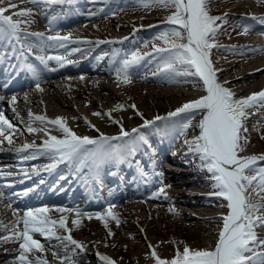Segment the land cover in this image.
I'll list each match as a JSON object with an SVG mask.
<instances>
[{"label":"bare ground","instance_id":"bare-ground-1","mask_svg":"<svg viewBox=\"0 0 264 264\" xmlns=\"http://www.w3.org/2000/svg\"><path fill=\"white\" fill-rule=\"evenodd\" d=\"M11 2L17 4L19 7L14 9L13 11L6 12L8 14L5 13V15H13L14 12H19L20 10H31V12L34 13V15L30 17L28 16L23 17V19L31 20L32 22L30 24H24V25L22 24L21 25L22 27L23 26L39 27V22L36 19V15L40 16V13L42 14L41 15L42 17L44 15L47 16L48 14H50L49 18L51 16V19L57 21L62 19L64 15L65 17L68 16L69 17L68 19H70L74 16V14H76L77 19L75 21L77 20L79 21L77 22V24H74L72 26L68 24L67 27H69L70 29L69 31H66V33L70 34L71 31L78 32L82 35H85L86 37H89L86 41H92L93 43H78L77 47L79 49L83 47V49L80 51V54L78 55V58L77 56H74V58L73 56H69L64 60L65 63L63 64V66L70 64L69 61H74L77 58L76 59L77 61L78 60L81 61L79 62L80 66L77 65L75 70H79L81 69V66H84V68L87 70V72H89L88 74L90 75L92 73L104 72V74L100 75L102 76V79H97V78L89 79V78L79 77L78 78L79 83H76V81L75 82L64 81L62 83L56 82L55 84H51L49 80V76L51 75L56 76V78L54 79H58L57 78L58 76L61 77V79L62 77H64L61 74L57 75L55 73V70L54 71L51 70L48 71L49 73H47L46 76L44 73L41 75L38 74L40 86L42 85L47 86V87H41L43 91H39L35 87L36 81H34L33 78H29V76H27L29 74V71L27 73V71L24 69L23 65L20 62H17L12 66L11 65L1 66L0 81L1 83L5 84L6 87L9 86L12 80H16L24 76H27V81L23 82L22 84H19V85H23L26 88L24 91L25 93L26 92L27 93L21 96H16L17 99L14 102L18 104L20 107L19 110L20 115L23 114L28 116L29 113L28 109L32 108L33 115H41L38 114L36 110L50 114L52 117L45 116L49 120L55 119L56 117H63L65 119V122H70L72 124L70 127L78 135L83 136L90 134V137L97 138L98 136L96 135L98 132L95 129H99L100 132L106 130L103 127L99 126L102 125L99 124L100 122L103 124L109 122L108 125L112 127L110 130H113L114 129L113 127L120 128V124H116L112 122L113 120H117L120 121L121 124H123L124 128H128L127 130L131 131L132 128H135V126H137L139 119H142L141 116L137 115V112L142 113L143 118L149 117L147 119L151 120L157 115L162 117L167 116L168 114L167 110L175 111L174 109L175 107L177 106L180 107L182 106L183 102L184 103L186 102V100H183V102H181L180 99H177L178 98L177 93L179 92V90H176L173 87L165 88V85H168L167 81H158L153 75L147 73L146 70L150 68L158 67V64H156V62L158 61L159 58L156 57V54L153 51L141 52L142 54L152 53L153 57H151V59H149L150 57H145V59L141 61L140 66L134 69L135 74L132 76V79H134V81H131L130 86H132V88H136L137 92H139L138 94L142 96L141 99L138 98V96L136 95L133 97L131 96L129 97V95L131 94L128 91L129 87L125 85L121 80L117 79L116 72L112 65L105 66L103 68L101 67L103 63L105 64V61L108 58L115 64L116 63V60H114L115 57L122 60L126 58L125 53L130 54L133 51H136L137 49L140 48L144 49L146 47L147 41L149 39H152L153 32L150 31L151 27L148 28L146 35L145 33H139L138 28L133 27V24H131L132 22H136L138 21V19L141 21H147V19L149 21H154L155 22L154 24L157 25L156 28L158 27L156 31L157 35L162 31L166 30L167 28H169L168 27L169 24L165 23L164 21H161L162 20L161 16L167 14L170 11L169 8L166 9L164 6H158L154 8L151 7L149 9L147 8L141 9L137 7L140 6L139 2H141V0H70L69 4L64 3L67 4L66 7H62L61 4L45 6V4L43 5L37 4L34 2H29V0H11ZM245 4H246V8H244V10H246L247 12H251V15H254L252 14L254 10V6H257L258 9L261 8V11L264 12V2L262 1L247 2ZM127 8H132V9L135 8L137 13L138 14L140 13L142 15L139 18L135 15L130 20H125L120 22V20H118V18L119 19L121 18L119 11L125 10ZM66 10L67 12L65 13L64 11ZM223 16H225V14ZM227 16L231 17V19L233 20L236 18V16L232 17L233 16L232 13H226V17ZM261 16L264 15H260L259 17ZM19 18L22 17L14 16V19H19ZM122 18L124 19L123 16ZM47 21L49 22L48 19ZM240 21L242 23L239 25H230L232 24L231 21L225 18V21L221 24L220 27L223 28L221 29L222 32L220 31L218 33L219 34L218 38L220 40L221 39L232 40L236 36H239L240 42L234 45L231 44V46L229 47H217L211 50V57L213 59V62L217 63V67H219L220 65L219 63L221 62L223 63V66L220 67H223L224 69L221 70L220 72L227 70L226 73H221L220 75H218L220 78V83L225 84V82H227L225 86L231 89L235 93V96L237 98L246 97L253 92H257L260 91L261 89H264L263 88L264 66H262L264 65L263 64L264 63L263 61L264 60V24H261L258 20H253L252 17L242 18V20ZM69 22H72V20H70ZM76 25H80V26L78 27ZM106 25L108 26L110 25L116 31L123 30L126 32V34L123 36V38L116 39L114 41L103 40V39L97 41L98 37L104 38L108 36V34L112 35V33H110V31L107 29ZM245 26H249L251 30L245 32L244 30ZM37 30L38 29H36V33L38 32ZM40 30L44 31L43 28H41ZM35 39L38 40L37 37H35ZM3 42L4 41H0V43ZM96 42H100V43H96ZM4 45L5 47L8 48L9 53H14V52L19 53L15 43L13 44L6 43ZM52 46L59 47V45H52ZM99 48H107V49L112 48L113 53L112 51H105V53H103L104 56H100L99 53L101 52L98 51ZM94 53L98 54V56L97 58L91 60L90 57ZM113 55L115 56L114 58ZM6 56H7L6 54L2 55L4 59H9ZM230 60L233 61L231 62ZM242 60L243 62L240 63V61ZM261 60L263 62H261ZM37 62L40 61L38 60ZM51 62L52 65L51 64L48 65V68H56L57 70L60 67H62L55 60ZM240 64H242V66H246L245 67L246 69L239 71L235 69L233 70L235 66H239ZM56 66L59 67L57 68ZM66 68L70 70V67L68 65ZM73 69L74 68H72L71 70ZM253 69H257V70L251 71ZM185 78L186 77L184 78L178 77L175 81L186 83L188 85L191 84V82L193 81V76H189L188 81L184 80ZM103 83H106V85H104ZM108 83L113 84L114 87L119 89L122 93L125 92L124 96L121 97L120 95L116 94V92L105 90L108 87L107 86ZM236 83L237 86H233ZM11 87L14 86H10L9 88ZM82 88H85L86 90L85 93H83ZM159 88H163V90L162 89L160 90ZM93 89L99 92L98 95H94L95 92H93ZM105 92H110L109 98L115 102V105L113 104L112 106L110 105V102L106 97L108 95L104 94ZM125 97L127 98V100H124ZM143 97L144 99H146L147 102L151 103V108L145 106L142 107V109H140L139 111L133 109L131 107L133 104L136 106L137 105L141 106L143 104ZM129 98H131L132 100L130 101V103L128 100ZM32 104L34 105V107H32ZM101 105H105L106 107H104L103 109H108V112H105L102 109ZM119 105H123L124 107L119 108L118 107ZM124 109H131V112L125 114L122 112ZM249 111H250V116L245 122V126L247 127V129H249V127L247 126L248 123L252 122V120H257L263 117L262 112L264 111V108H260L258 111L256 109H251ZM96 112H100L102 114H107L110 112L111 118H109L107 115H101L96 118L95 116L97 115H93V113ZM13 113L14 111L11 108L9 109L8 114L5 115L9 120L13 121L20 130L13 134V141H14L13 145L8 146L7 142L5 141L6 146H4L3 149L8 150L9 152H13L14 155H17L15 149H11L13 146L18 147L21 146L23 143L41 144L46 137L44 132H36L38 134H41L40 136L44 138L42 141H40L41 139L38 140L37 136H35L34 133H28L25 129H26V125L29 124V122H31L29 118L27 117V119L23 121L19 116L18 117L13 116ZM84 113L87 114L90 121L83 117L82 114ZM112 114H116V115H112ZM112 116H114L116 119ZM185 119H188L186 117V114H179L169 122H167V120H161V121H157L154 126L140 127L139 125V127H136V128H140V132L147 139L148 145H152V143H154L153 139L157 138L158 136L164 134H166V137L169 136L167 140L161 141V145L157 150L158 154H155L153 156L154 159H156L157 166L152 168L153 164L148 160L150 168L149 171H146L145 168H143L142 166L136 163L138 160L137 157H134L133 159L130 158V161L128 163L126 162L113 163L115 167L113 180L117 183V189H116L117 192L116 190H113L112 192L119 193V195L113 196L111 194L110 195L111 198L117 197L118 198L117 200L119 199L122 200L123 199L122 196L124 194H127L128 197H135V201L130 205H126L124 207V210L121 212L122 215L125 214L126 218L125 217L119 218L121 221L119 225H117L115 221L109 220L108 228H105L104 225H101L104 223V221L96 219L95 214H90L92 216V219H85L84 221L81 218L76 217L77 219L80 220L81 223L80 226L83 227L79 231L77 229L78 225L72 224L70 228L71 235L75 237V240L81 242L84 246L87 247L89 246V248L87 249L91 251L89 253L84 251L82 252L78 251V258L75 259V264H103V262L99 260L97 253L105 254L113 259H116L114 252H112L113 249L115 252L116 251L122 252V251H126L129 248H131V250L128 252H132V255L130 253L129 259L126 261L124 260L125 262L118 260L117 264H131L132 262L134 264L136 263L152 264L154 262L150 258H148L151 252V249L149 248V244H151L157 250L158 254L164 257L163 253L166 252L167 246L177 244L179 248H183L184 246L183 240L186 239L188 241L191 240V238H193V241L187 244L190 247L203 248L208 246H214L219 231L218 223L221 222L220 216L217 215V213L211 212L209 214L210 215L209 217L194 218L191 217L190 215H187V213H185L182 210V208H189L190 210L187 212H189L192 215L197 214L199 216H203L204 214L205 215L208 214V212H210L212 210V207L214 206L217 207V209L225 208L223 207V205L226 204V201L216 196L206 197V196L187 193V190L186 192L184 190H180V192L178 191V189H181L180 187L183 188L189 187L186 186V184H188L187 182L191 183L190 182L191 180H193L192 183L199 185V187H203L205 190L209 188L213 189L212 187L213 182H211L208 179H205L203 175L206 174V171L201 170L199 158L198 157L194 158L193 155L189 153L187 144L181 145L184 148V150L187 151L183 153L186 158L182 159L183 160L182 164L191 165L192 168L188 170H191L192 172L189 173L187 170V173H181L180 171H184V169H181L179 172L174 173L176 169L170 170L172 172H167L169 177L166 179V182H164V178H158L155 181L158 183L160 182V185H166V187L164 188L165 192L167 194L171 193L169 194V197L166 198V200L168 201L162 203L161 199L159 198L150 199V193L152 191L150 183L156 178L155 176H161L158 174L161 171H164L163 169H161L162 167L161 164L162 161L164 160V157L167 155V151L170 147V144L172 143L173 137L178 136L179 134L187 135L188 133L194 130V128L188 127L187 129L183 130V132L181 131ZM89 122L91 125H95V128L91 127ZM197 123L198 122H195V124ZM39 125H43V124H40L37 121L33 123L32 126L38 128ZM43 126L45 127V125ZM83 126H87L90 132L85 134L82 128ZM47 128L48 129L51 128L52 130L56 128V126L50 125ZM171 128L174 129L170 131L169 129ZM259 129L260 130H259L258 138L260 139L261 136H264V126L259 127ZM56 134H58V136L62 135V133L59 131ZM29 138H32L33 142H31V139ZM256 148L257 147H255L254 149ZM187 155L189 156L188 159H187ZM175 157L170 156V159H175ZM134 162L136 163L137 167H139L140 169L139 174L137 176L134 166L129 165V164H134ZM1 163L5 164L10 162H1ZM101 167L103 168L104 165H102ZM72 169L73 168H71L69 173H71ZM87 170L88 169L84 168L81 171L80 176H76L74 181L69 183L67 187H62L61 191L59 192V195L68 197V195H70L69 191L71 190V188L91 185V190L94 189V191L87 194L88 197L87 199L82 198L85 199L84 204H87V201H90L94 198H101L97 189L100 185H102L103 183L102 179H106V177H108L107 172L104 173L103 171V173H101L98 170H94L93 173H89V172L86 173ZM141 170H143V172L146 173V175H144L145 178H143L144 176H141L140 174ZM180 178L183 180H180ZM185 178H187V181L185 180ZM77 182H78L77 186H73V184ZM127 182L128 185H130L128 187V190L126 187ZM50 190L51 189L49 188V186L45 185L42 192V196L47 197L48 196L47 192ZM72 191L75 192L76 190L72 189ZM193 196L195 197V199L193 198ZM212 201H215L218 204L215 205ZM58 202L62 203L61 204L62 208L74 209V203L70 200L64 199V200H58ZM9 204L10 201L7 199H3L2 202H0V223L9 225L8 231L0 230V263H2L1 259L3 257H9V258H16V261L9 262L6 264H19L17 260L19 248L17 249L16 254L12 255L6 253L7 252L6 248H9V246H11L13 242L16 241L3 239L4 237L11 235L12 232L15 230L12 228L11 225V222L15 220V217L13 215L14 209L8 207ZM103 204H99V205H103ZM98 208L99 207L94 209H97L96 211H99ZM85 209L88 208L84 205L80 210L82 211ZM170 209H174V211H171ZM139 212L140 214H138ZM101 213H105V212H101ZM56 214L67 215L68 219L75 218V216H73L71 212H64V213L57 212ZM130 215L135 216V218L137 219V224L140 227L138 231H135L137 233L136 237L135 235L132 234V231H130L132 226H135L132 220L131 221L127 220V217ZM173 215L181 217L182 220L185 219L187 222L178 223V221L176 220L173 221ZM158 221H160L161 224H158L157 223ZM168 221H170L171 223H168ZM120 226L121 228H124V231L120 229ZM157 226H160V228L165 229L164 231L167 232L169 239L159 240L158 238H151V236L148 237L149 234H153L154 232H156L154 231L155 230L154 227ZM211 226L213 228L210 229ZM19 227L22 229L23 227L22 222L19 225ZM215 227L217 228V230L213 234ZM175 228L180 230L179 234L176 233V235H174L172 229ZM100 229L101 232L98 233V230ZM109 230H111V232L114 233L113 236L115 237L113 239L110 238L112 237V235L110 236L108 234ZM141 230L145 232L146 238H144L141 235ZM57 232L60 234H64L61 230H57ZM79 232H81V234H79ZM102 233L104 234L102 235ZM259 234L261 235V238H264V234L260 232ZM37 235L38 237L35 238H39V234ZM195 235H199L200 238L196 240ZM131 238L135 239L136 242L138 240H141L142 243H140V245L145 246L146 249H148V251H146L145 249L144 250L141 249V251L139 252H136L135 251L136 249L133 250L134 247L129 242V239ZM53 243L56 242L53 241ZM45 246L46 248L48 247L47 244H45ZM47 255H48V259L51 260L52 259L51 253L49 252Z\"/></svg>","mask_w":264,"mask_h":264},{"label":"snow or ice","instance_id":"snow-or-ice-1","mask_svg":"<svg viewBox=\"0 0 264 264\" xmlns=\"http://www.w3.org/2000/svg\"><path fill=\"white\" fill-rule=\"evenodd\" d=\"M29 2L54 5L69 3L70 0H29ZM150 3L174 9L165 21L172 27L155 37L163 41L165 46L153 49L156 57L159 58L158 72L153 75L198 77L205 94L185 102L164 117L157 115L149 120L144 119L143 114L137 112V115L143 119L140 127L154 126L157 121L186 114L188 119L181 129L183 132L191 126V120L199 114L200 119L196 124L199 129L198 135L186 140L185 144L188 145L189 153L194 158H199L201 169H206L210 174L209 179L213 181L214 189L210 195L226 201L223 205L226 211L220 216L222 223L214 246L193 248L185 244L182 249L177 248L172 257L167 258L159 255L149 244L151 252L148 258L154 264H264V238H261L258 232V229L264 228V164L261 163L264 162V153L247 156L240 154L249 144L248 137L244 135L248 131L245 122L250 116L249 110L258 111L264 108V89L237 98L235 93L225 86L227 82L225 84L219 82L217 71L220 70L213 65L211 50L221 47L214 42V39L225 21L226 14L211 15L208 7L210 0H150ZM18 7L11 0H0V41L18 45L21 57H25V49L29 55L34 48L43 50L45 41L51 42L47 45L49 47L52 45L65 47L68 43H93L86 40L72 41L70 35L45 37L43 33L28 32L22 29L21 25L30 24L32 21L14 19V16L30 17L34 15L31 10H20L13 15H5L6 12ZM252 19L264 24V16L252 17ZM244 30L247 32L251 29L245 26ZM29 37H37L38 40L36 43H29ZM76 50L79 49H74ZM152 55L138 51L125 53L126 58L119 60V66L114 68L117 79L122 80L123 83H131L135 74L134 69L140 66L145 57ZM36 59L45 65L49 60H55L60 66L65 63L60 56H37ZM24 67L33 74L36 89L43 91L35 67L31 64H25ZM16 99L17 97L13 96L10 103H14ZM131 107L135 109L136 106L133 104ZM13 111L15 112V109ZM93 115H107L111 118L110 112L107 114L96 112ZM28 116L31 123L26 125L25 130L28 133L44 132L46 138L40 145L25 143L16 148L15 151L20 156L18 163L24 164L40 155L48 156L52 162L45 166L46 171H51L61 162L74 164L77 171L84 167L98 170L103 164L118 163L134 155L141 142L148 144L145 136L140 133V128L127 131L117 120L112 122L120 124L118 135L109 136L95 129L99 132V136L92 138L78 135L67 125L63 117L49 120L42 115H33L31 111ZM37 121L45 125V128L33 127V123ZM50 125L56 126V130L62 135H51L47 131ZM90 126L95 128V125L90 124ZM19 130L17 125L0 110V144L6 141L8 145H13V134ZM20 172L28 176L26 169L20 168ZM140 174L146 175L143 170ZM14 175L16 173L0 167V202L7 199L15 203L20 197L34 191L31 188L23 192L13 191L14 185L8 178ZM160 195L167 198L163 187L154 194L153 198ZM8 207H11V204ZM114 207V204H109L106 213H95L96 219L104 221L105 228H108L109 220L115 221L117 225L121 223L118 215L113 211ZM170 210L174 211V209ZM50 211L52 209L48 207L28 208L20 215L19 209L13 210L15 220L11 225L15 230L3 239L15 240L18 243L19 264H75L78 251L82 252L84 245L72 237L67 217L61 215L59 219H53L48 214ZM55 211L60 213L75 211L79 215L81 210L56 208ZM85 215L92 219L91 215L87 213ZM21 222L22 229L19 227ZM72 224L79 225L80 220L73 219ZM56 229H63L66 234H60ZM0 230L8 231L9 225L0 223ZM36 234H39V238H34ZM108 234L114 235L111 230ZM45 244L48 245L47 248ZM49 252L51 260L47 255ZM97 256L103 264H116V261L108 255L97 253Z\"/></svg>","mask_w":264,"mask_h":264},{"label":"rangeland","instance_id":"rangeland-1","mask_svg":"<svg viewBox=\"0 0 264 264\" xmlns=\"http://www.w3.org/2000/svg\"><path fill=\"white\" fill-rule=\"evenodd\" d=\"M233 1H235V0H210V3H209V5H208V7H209V11H210V14L211 15H214V16H223L224 14H226L227 13V11H235V10H237V11H243L244 10V8H246V4H243V3H234ZM254 2H257V1H259V0H253ZM222 3V4H221ZM139 4H140V6H137V7H139V8H147V9H149V8H151V7H158V6H163V5H159V4H152V3H150V0H141V2H139ZM219 5V6H218ZM218 6V7H217ZM224 6V7H223ZM214 7V8H213ZM236 7V8H235ZM166 8V7H165ZM213 8V9H212ZM167 9V8H166ZM212 9V10H211ZM240 9V10H239ZM169 12L167 13V14H164V15H162L161 16V21H164L165 19H167V17L171 14V12L172 11H174V9H172V8H169ZM218 10V11H217ZM256 10H259L258 12H261V8H259L258 9V7L257 6H255L254 7V10L253 11H256ZM226 12V13H225ZM6 14H8V13H6ZM142 14H138L137 12H136V16L139 18L140 16H141ZM150 15H153V14H150ZM149 15V16H150ZM229 19V21H231V18H228ZM118 20H120V22H122V20L123 19H119L118 18ZM138 21H139V23H138ZM138 21H136V22H132L131 24H133V26H139L140 24H143V21H141V20H139L138 19ZM146 22H149V20L147 19V21ZM232 22H234V21H232ZM241 22V21H240ZM152 23L154 24L155 22L154 21H152ZM239 23V22H238ZM242 23V22H241ZM240 23V24H241ZM146 24H148V23H146ZM239 25V24H238ZM168 27L170 28V27H172L171 25H168ZM107 29L110 31V33H113V34H115L116 32V30H114L110 25L108 26L107 25ZM168 29V28H167ZM221 29H223V28H219V30H218V32H217V34H216V37H215V39H214V42L216 43V44H218V43H223V42H225V41H227V40H224V39H219L218 38V33L221 31ZM222 32V31H221ZM80 34V33H79ZM112 34V35H113ZM81 36L82 37H86L85 35H82L81 34ZM108 36H110V34H108ZM107 36V37H108ZM157 36V34H155L154 35V39L151 41V43L150 44H154V46L153 47H151V46H149L150 47V49H154V47H164L165 45H164V43H163V41H161V40H157V39H155V37ZM99 38H101V37H98V39ZM103 38V37H102ZM235 38H238V37H235ZM220 40V41H219ZM211 59H212V57H211ZM212 61H213V59H212ZM231 61V60H230ZM233 61V60H232ZM231 61V62H232ZM264 61V60H263ZM262 60H261V62H263ZM241 62H243V60L242 61H240V63ZM259 62V61H258ZM220 65H219V67H217V63L215 62H213V65H214V67L216 68V69H218V70H223L224 68L223 67H220V66H223V63L221 62V63H219ZM246 66H242V64H240L239 66H235L234 68H233V70L235 69V70H237V71H239V70H244V69H246L245 68ZM220 71H217V75H220L221 73H226L227 72V70H224L223 72H220ZM182 78H184V77H182ZM220 79V78H219ZM184 80H187L188 81V77H186ZM76 83H79V81H76ZM141 83H143V82H141ZM104 85H106V83H103ZM125 85H127L128 87H129V89H128V91L131 93L130 95H129V97L131 96V97H133V96H138V98H140L141 99V95L140 94H138L139 92H137V90H136V88H132V86H130V84L131 83H124ZM111 85V86H110ZM233 85V84H232ZM107 88L105 89V90H108V91H113V92H116V94H118V95H120L121 97H123L124 96V94H125V92H121L119 89H117L116 87H114V85L113 84H111V83H108L107 84ZM233 86H237V83L236 84H234ZM232 87V86H231ZM160 90L162 89L163 90V88H159ZM181 90H182V88H180ZM82 90H83V93H85L86 92V90H85V88H82ZM191 91H192V93H191ZM93 92H95L94 93V95H98V91L97 90H95V89H93ZM189 92H190V94H197L198 95V93H196V90H194V89H189ZM109 93L110 92H105L104 94H106V95H108V96H106L107 98H108V100H109V102H110V105L112 106V104L113 105H115V102L112 100V99H110L109 98ZM179 94V95H178ZM178 94H177V99H180L181 100V102H183V100H186V101H188L187 99L189 98V99H191L189 96H191V95H188V94H185V96H184V94L183 93H179L178 92ZM124 100H127V98L125 97L124 98ZM129 100V103H130V101H132L131 100V98H129L128 99ZM137 100V99H136ZM135 100V101H136ZM163 100H166V99H163ZM184 103V102H183ZM102 106V109L104 108V107H106L105 105H101ZM136 106V105H135ZM139 105H137L136 107H135V109H141L142 107H148V108H151V103L150 102H147L146 101V99H144V97H143V104L141 105V106H139ZM32 107H34V105L32 104ZM31 111L33 110L32 108H29ZM105 112L107 111L108 112V109H103ZM139 110H137V111H139ZM37 111V110H36ZM39 111H37V113H38ZM123 113H125V114H128L129 112H131V109H124L123 111H122ZM42 113V114H41ZM41 113H38V114H41V115H44V116H47V117H52L50 114H47V113H45V112H41ZM20 115V114H19ZM21 115H23V114H21ZM83 115V117L84 118H86L87 120H89L90 121V119L88 118V116H87V114H82ZM112 115H116V114H112ZM129 116V115H128ZM96 118L98 117V116H95ZM112 117H114V116H112ZM115 118V117H114ZM147 118H149V117H146L145 119H147ZM116 119V118H115ZM139 120H141V119H139ZM259 124L258 126H264V124L262 125V123H264V121H259V120H252V122H250L248 125H250L251 126V130H249V131H247L246 133H244V135H246L247 137H248V140H249V144L246 146V148H245V150L243 151V152H245V153H247V152H257V153H264V138H262V137H264V136H261V138L259 139L258 138V134H259V127L258 128H254L255 126H252L253 124ZM58 132V131H57ZM39 135H41V134H39ZM259 139V140H258ZM262 145V146H261ZM255 147H257L256 149H254ZM253 150V151H251V150ZM177 158H179V157H177ZM181 180V179H180ZM176 190V189H175ZM181 190H185L184 188L183 189H181ZM172 193H173V191H172ZM169 194H171V193H168L167 194V196H169ZM193 198L195 199V197L193 196ZM124 210V209H123ZM184 210H186L185 208H184ZM137 213V212H136ZM138 214H140V212L138 213ZM122 216V217H121ZM191 217H194V218H198V216L197 215H190ZM118 217L119 218H126V216H125V214H123V215H121V214H118ZM127 220H129V221H133L134 222V224H135V226H132V228L130 229V231H132V234L133 235H135V237H136V235H137V233L135 232V231H138V229L140 228L139 226H138V224H137V219L135 218V216L133 215H130V216H128L127 217ZM136 220V221H135ZM174 220H176V221H178V223L179 222H187L185 219H183L182 220V218L181 217H178V216H176V215H173V221ZM158 224H161V222L160 221H158L157 222ZM168 223H171L170 221H168ZM219 224V223H218ZM101 225H104V223L103 224H101ZM83 226H79V228L77 227V229L80 231L81 230V228H82ZM211 228H213L212 226L210 227V229ZM120 229H122L123 231H124V228H121V226H120ZM137 229V230H136ZM154 231H156V232H154L153 234H149L148 235V237L149 236H151V238H158L159 240H161V239H169V237H168V235H167V232L166 231H164L165 229H163V228H160V226H157V227H154ZM63 230V229H62ZM216 230H217V228L215 227V229H214V232H213V234L216 232ZM84 231V230H83ZM63 232H64V230H63ZM78 232V231H77ZM82 232V231H81ZM81 232H79V234H81ZM101 232V229L100 230H98V233H100ZM172 232L174 233V235H176V233L177 234H179L180 233V230L179 229H172ZM185 232V231H184ZM66 234V233H65ZM83 234H85V233H83ZM104 233H102V235H103ZM128 234V233H127ZM196 234H198V233H196ZM124 235V234H123ZM141 235L144 237V238H146V234H145V232H143L142 230H141ZM115 236H113L112 235V237H110V238H114ZM168 237V238H167ZM195 237H196V240H198V238H200V236L199 235H195ZM75 239V238H74ZM139 239V238H138ZM134 241V242H133ZM184 242V245L185 244H189L190 242H192L193 241V238H191V240H183ZM129 242H130V244L134 247V249L133 250H135L136 252H139V251H141V249H143L144 250V246L143 245H140V243H142V241L141 240H138L137 242H136V240L135 239H133V238H131V239H129ZM177 248H179V246L177 245V244H174V245H169V246H167V248H166V252H164L163 253V255H164V257H168V258H170V257H172L173 255H174V253H175V249H177ZM180 249H182V248H180ZM111 250V249H110ZM131 250V248H129V249H127L126 251H114V249L112 250V252H114V254H115V258L116 259H113V260H115L116 262L119 260V261H126V260H128L129 259V256H130V253H131V255H132V252H128V251H130ZM126 252V253H125ZM169 254V255H168ZM128 255V256H127ZM160 255V254H159ZM123 259V260H122ZM124 261V262H125ZM132 264V263H131Z\"/></svg>","mask_w":264,"mask_h":264}]
</instances>
